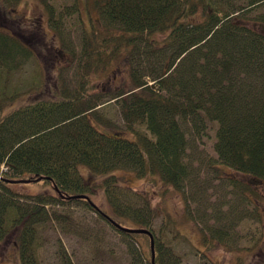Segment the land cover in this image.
Instances as JSON below:
<instances>
[{
    "label": "trees",
    "instance_id": "1",
    "mask_svg": "<svg viewBox=\"0 0 264 264\" xmlns=\"http://www.w3.org/2000/svg\"><path fill=\"white\" fill-rule=\"evenodd\" d=\"M38 1L58 35L68 16L77 14L83 22V14L87 23L73 82L67 85L55 76L50 95L40 97L35 93L43 87L41 57L0 26V244L13 237L20 264H39V225L66 218L46 207L74 203L94 211L120 235L142 239L136 257H147L148 264H173L162 238L153 237L152 263L147 234L112 224L110 219L152 231L156 217L144 191L130 187V178L117 172L157 177L183 190L191 171L181 124L189 118L212 125L220 165L264 183V0H71L61 7ZM19 2L0 0L6 7ZM95 11L101 23L92 17ZM29 60L36 63L31 81L8 88ZM121 61L129 68V86L93 92V79ZM23 96L22 103H14ZM111 100L125 128L112 127L108 133L99 108ZM228 180L237 204L253 205L251 212L259 216L257 187L231 176ZM19 183L40 190L18 194L14 187ZM99 188L110 212L93 199ZM21 195L33 197L32 203L22 207L16 199ZM222 233L212 232L202 241L212 247L231 236ZM59 256L69 264L63 250Z\"/></svg>",
    "mask_w": 264,
    "mask_h": 264
},
{
    "label": "rangeland",
    "instance_id": "2",
    "mask_svg": "<svg viewBox=\"0 0 264 264\" xmlns=\"http://www.w3.org/2000/svg\"><path fill=\"white\" fill-rule=\"evenodd\" d=\"M52 1L60 7L71 2ZM253 11L248 12L247 16H252ZM92 17L96 22L103 21L96 11L92 12ZM82 19L83 22L77 14L66 17L58 35L49 26L47 14L38 0H21L14 7L0 3V26L27 42L43 61L37 59L44 74L43 87L38 90V94L35 93V97L50 95L55 78H58L55 76H59L67 85L73 82L81 34L87 23L83 14ZM45 56L49 58L48 61L46 59L47 63ZM35 64V60H29L22 70L12 76L8 88L17 89L21 84L30 82ZM125 64V61L118 62L103 76L93 79V92L100 89L111 92L128 87L129 68ZM146 80L155 87L148 77ZM24 98L14 103L20 104ZM99 112L108 122L103 128L108 133L113 131L112 127L124 130V121L113 100L99 108ZM194 122L188 118L187 123L181 124L187 141L186 162L191 171V179L183 190L177 191L153 176L142 178L133 173L126 175L124 171H118L117 174L130 178L126 183L139 192L143 190L145 197L150 198L156 213L151 232L153 237L165 241L164 250L169 252L165 256L170 255L173 264L177 259L178 264H264V183L254 182L252 178L220 165L214 150L216 138L212 125ZM80 171L87 178L86 168L80 167ZM229 176L257 187L259 216L251 212L254 210L253 205L248 208L243 202L238 201L237 204L236 194L230 191L235 189L229 183ZM36 186L19 183L14 189L18 194H35L40 190ZM16 199L23 207L28 202L32 203L33 197L21 195ZM93 199L101 205V209L110 212L100 188ZM46 209L51 214L56 212L66 218L62 223L48 220L39 225V264H63L59 250L67 254L69 264H148L146 256L134 255V252L142 253V239L137 242L120 235L86 206L72 203L70 206L48 205ZM128 225L137 227L133 223ZM212 232H223V237L230 233L231 236L230 239L215 241L212 247H208L202 239L203 236L209 238ZM0 264H20L13 237H8L0 244Z\"/></svg>",
    "mask_w": 264,
    "mask_h": 264
},
{
    "label": "water",
    "instance_id": "3",
    "mask_svg": "<svg viewBox=\"0 0 264 264\" xmlns=\"http://www.w3.org/2000/svg\"><path fill=\"white\" fill-rule=\"evenodd\" d=\"M110 220H111L112 224H114L117 228H119L120 230H122L124 232L147 234L149 236V238H150L151 261L153 263V260H154V238H153V234L151 233V231L149 229H146V228H126V227H122L121 225H119L118 223L113 221L112 219H110Z\"/></svg>",
    "mask_w": 264,
    "mask_h": 264
}]
</instances>
